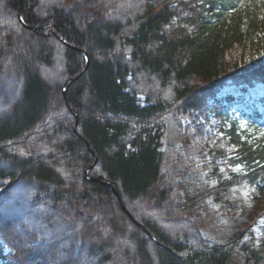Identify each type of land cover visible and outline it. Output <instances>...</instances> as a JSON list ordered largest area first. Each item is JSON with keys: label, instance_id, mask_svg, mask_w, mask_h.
Returning a JSON list of instances; mask_svg holds the SVG:
<instances>
[{"label": "trees", "instance_id": "16d2710c", "mask_svg": "<svg viewBox=\"0 0 264 264\" xmlns=\"http://www.w3.org/2000/svg\"><path fill=\"white\" fill-rule=\"evenodd\" d=\"M260 2L0 0V264H264V152L221 170L209 126L264 84Z\"/></svg>", "mask_w": 264, "mask_h": 264}, {"label": "rangeland", "instance_id": "374dc122", "mask_svg": "<svg viewBox=\"0 0 264 264\" xmlns=\"http://www.w3.org/2000/svg\"><path fill=\"white\" fill-rule=\"evenodd\" d=\"M260 1L262 0H240L237 9L251 8L260 4ZM131 10L133 11L134 9L126 6L120 7L118 12L121 11V14H125ZM259 35L260 41L264 42L263 32ZM249 37H251L250 34L247 39ZM217 97L224 107L223 114L227 119L223 120L221 124V122L210 118L209 126L213 133L212 136H214L211 147L216 146L221 153V170L231 171L235 174H245L248 162L241 158L243 153L247 150L264 152V85L256 84L254 87L226 86L219 91ZM227 98L228 100H226ZM252 113H255L258 118L251 117ZM231 122H235L237 139L241 144L232 141L230 136L224 132V130L227 131L229 129ZM219 128H222L223 131H219ZM163 140L162 142H164ZM242 144H245L247 149ZM198 163L202 165L204 162ZM254 163L261 164L260 161ZM210 182L215 184L213 179ZM242 193V198L247 208V219L255 223L253 235L257 242H260L264 238V194L252 196L249 189H245ZM127 214L129 215L128 212ZM218 217L221 223L226 222L222 214L218 213Z\"/></svg>", "mask_w": 264, "mask_h": 264}, {"label": "water", "instance_id": "95a60500", "mask_svg": "<svg viewBox=\"0 0 264 264\" xmlns=\"http://www.w3.org/2000/svg\"><path fill=\"white\" fill-rule=\"evenodd\" d=\"M18 16H19V15H18ZM84 55H85V57H86V64H88V61H89V60H88V56H87L86 53H84ZM89 180H92V181H98V179H94V178H89ZM103 184L106 185L107 187H109V188L111 189V191L116 195V197L118 198V201L120 202L121 206H122L123 209H124V206H123V203H122V201H121V197H120L118 191H117L115 188H113L112 185H111L110 183L103 182ZM154 242H155L156 244H158V242H157L156 240H154ZM158 245H159V244H158Z\"/></svg>", "mask_w": 264, "mask_h": 264}]
</instances>
